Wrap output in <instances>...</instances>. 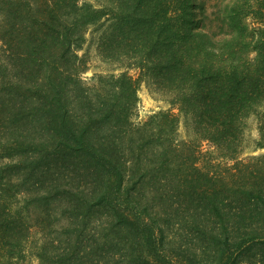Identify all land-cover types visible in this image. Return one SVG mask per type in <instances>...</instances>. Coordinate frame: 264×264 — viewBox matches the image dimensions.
Returning <instances> with one entry per match:
<instances>
[{"label":"trees","instance_id":"trees-1","mask_svg":"<svg viewBox=\"0 0 264 264\" xmlns=\"http://www.w3.org/2000/svg\"><path fill=\"white\" fill-rule=\"evenodd\" d=\"M105 2L0 0V64L6 75L0 83V129L5 114L17 120L37 113L40 131L50 130L59 143L60 161L59 167L54 159L25 167L0 164V264H21L26 247L34 248L30 254L40 264H75L82 254L74 250L102 257L109 237L96 245L81 236L96 224L116 227L112 234L121 236L115 239L135 245L132 253L122 248L126 264H165L152 253L155 217L144 200L164 196L166 186L151 177L146 163L147 155L163 157L164 147L177 145L156 131L147 134L150 121L163 113L140 125L131 121L139 77L121 72L111 75L113 92L88 86L71 94L86 65L78 51L88 31L102 58L127 62L140 79L189 107L197 134L236 152L242 121L254 116L256 147H264V0ZM165 118L173 130L176 119ZM178 162L192 166L197 157ZM241 165L223 185L191 167L175 186L178 197L207 201L216 212L214 230L201 227L202 216L193 222V214L177 213L174 224L193 227L212 248L210 261L189 264H264V153Z\"/></svg>","mask_w":264,"mask_h":264},{"label":"rangeland","instance_id":"rangeland-1","mask_svg":"<svg viewBox=\"0 0 264 264\" xmlns=\"http://www.w3.org/2000/svg\"><path fill=\"white\" fill-rule=\"evenodd\" d=\"M80 1L88 2L94 6H100L106 3V0ZM210 5H213L212 2H210ZM219 32L220 30L217 28L216 33ZM85 35L86 42L78 53L83 56L86 65H84V70L79 73V82L77 83L76 88L71 91V94L74 96L79 95L84 92L88 86L92 90L104 86L106 91L111 90L113 92L114 90L111 89L112 81H110L111 75H118L121 72H127L133 78L139 77L140 81L136 90L137 99L130 113L131 121L136 125H140L148 121L153 115L163 113V116L160 117L159 115L157 119L150 121V124L147 126V134L156 131L162 135L161 137L167 139L165 143H167V141H172L173 144L177 145L176 148H173L174 146L164 147L167 151L165 152V155L163 151V157L147 155L148 161L146 165L151 169L149 172L151 177L152 174L157 175L154 180L159 183L158 177H160L161 181H163L166 186V190H163L165 194L164 196L144 200L145 202L149 200L147 202L148 210L149 212L151 210L152 215L155 217L154 219H151V222H153L154 229L152 230L153 235L156 238L155 241L157 242L155 243L154 249H152V253H155L157 257L159 255V257L162 258L161 261L165 264H189L190 260H192L193 263L194 261L197 262L199 260L203 262L205 259L209 260L211 257L208 256V254H210L212 249L209 242L210 240L201 234H197V230L191 226H182L174 223H176V218L179 216L177 213L182 212L183 215L187 214L190 216L193 214L191 216L193 222L196 219L195 217L202 216L201 220L203 219V225L205 226L201 227L214 230L218 228L217 219L215 218L216 212H213V209L209 208L207 201L202 204L200 201H188L184 195L178 197V190L175 186L183 181L185 178V172L190 171L191 167H193L192 172H206L218 186L223 185L224 182H229L231 179L230 170H237L236 173L239 174L240 170L238 168H243L241 164L246 163V158L263 154L264 147H256L258 132L255 117L250 116L244 118L242 121L244 127L243 132L239 135V145H237L238 152L237 150L235 152L233 150L234 148H230L229 151L224 148H219L209 139L196 133L197 129H194V121H192V114L189 111V107H182L181 104L176 101L172 102L171 92L155 88L149 83V81L144 80V78L140 79L138 69L132 66H127V62L119 63L102 58L97 51L96 40L92 39L91 33L88 31ZM249 55L252 56L253 54L251 53ZM1 59L4 61V57H0V60ZM1 64L0 83H3V81L6 82V75L2 76L3 66H1ZM1 98L5 99L6 95H2ZM78 107L79 106L76 107L78 110L84 108V106L80 108ZM73 109L75 110V105H73ZM6 115L7 114H5L2 119V129H0V164L13 161V163L16 162V165L20 164V166L25 167L37 161L46 163L50 162L51 159H54L56 162L53 164H55L56 167H59L60 161L56 153L59 143H57V140H51L50 135L48 134L50 130L40 131L39 128L42 124V120L39 119L37 113L35 114L34 112L32 115L28 116L25 114L17 120H14L15 117L10 118ZM171 115L176 121L175 124H172L173 130L169 131V119L165 117L167 116L170 118ZM5 116L8 119L5 118ZM76 117L77 115L75 118ZM193 119L196 120L194 114ZM27 134H29V137ZM138 143H140V140L132 143L131 147H133V144L139 145ZM173 149L177 150L172 151ZM6 155L11 156L7 158ZM129 155L131 156V154ZM185 156H187L189 162L194 156H196V164L192 166L182 164L178 167L176 163H179V159L181 160ZM153 163L157 166V169H153ZM23 171H20L21 176L27 177L30 175V179L34 177L31 174H28V171ZM140 171L141 170H138L137 173L135 172L134 174L137 176L141 174ZM147 179H149V176H147ZM137 194L139 195V192ZM146 198H149V196L146 195ZM205 219L206 224H204ZM113 228V230H109L110 228L107 226L104 228L103 225L100 226L99 224L90 225L86 232L81 234V236H83L82 239L87 236L89 241H91V238L93 241H96L94 244L97 245L101 242L102 236H107L109 237V246L102 257L87 256V254L83 255L85 253L84 250H74L76 255L79 256L82 254L80 258L74 259H78L77 261H74V263L126 264L122 258V248H129L132 253L133 251H136L135 245L131 243L130 240L115 239L114 236L121 235H113L112 233L119 231L116 230V227ZM199 228L200 227L197 229ZM40 235L41 234H38L37 237L39 238ZM58 247L60 250L64 246L61 244V246L55 247L54 250ZM143 248L145 254L152 257V255H149L147 252L150 248L146 245H144ZM32 250H34V248L31 250H29L28 247L25 248V256H22L21 264H40L39 258L30 254V251Z\"/></svg>","mask_w":264,"mask_h":264}]
</instances>
